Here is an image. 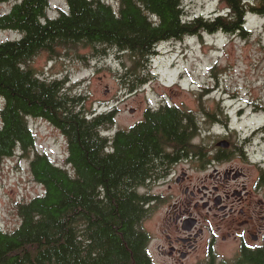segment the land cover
Returning a JSON list of instances; mask_svg holds the SVG:
<instances>
[{
    "label": "trees",
    "instance_id": "trees-1",
    "mask_svg": "<svg viewBox=\"0 0 264 264\" xmlns=\"http://www.w3.org/2000/svg\"><path fill=\"white\" fill-rule=\"evenodd\" d=\"M63 1L66 9L55 17L47 14L50 0H12L0 14V31L21 33L0 40V159L19 150L43 187L42 195L17 204L15 229L0 226V264H154L143 226L148 196L139 188L189 149L198 135L193 112L149 106L129 128L108 134L115 106L84 109L65 79L40 76L29 62L39 52L53 58L75 46L95 56L116 51L129 57L120 77L138 89L160 43L205 32L245 38L246 15L264 14V0H220L222 10L211 16H188L183 0ZM31 118L64 136V164L33 149ZM234 264H264V246Z\"/></svg>",
    "mask_w": 264,
    "mask_h": 264
},
{
    "label": "rangeland",
    "instance_id": "rangeland-1",
    "mask_svg": "<svg viewBox=\"0 0 264 264\" xmlns=\"http://www.w3.org/2000/svg\"><path fill=\"white\" fill-rule=\"evenodd\" d=\"M11 5L12 0L0 1V14ZM64 5L63 0H50L48 16H57L58 8L66 9ZM223 6L220 0H183L188 16H211ZM245 26L250 31L245 38L205 32L160 43L147 66L148 79L136 91L130 89L127 77L125 82L120 77L129 57L116 51L95 56L87 46L60 48L58 57L39 52L29 65L40 76L65 79L67 88L84 98V109L103 112L115 106L108 134L129 128L141 119L146 107L168 103L193 112L198 122L197 138L206 144L219 137L234 141L251 136L250 130L264 120V110L254 107L264 104V14L248 13ZM20 37V32L0 31V40ZM29 126L35 137L33 149L46 152L58 165L64 164L67 146L61 132L41 119H29ZM257 137L255 142L261 140ZM42 194L43 187L30 171L29 158L18 150L0 159L3 230L12 231L19 225V202ZM143 226L150 233L155 230L151 220Z\"/></svg>",
    "mask_w": 264,
    "mask_h": 264
},
{
    "label": "flooded vegetation",
    "instance_id": "flooded-vegetation-1",
    "mask_svg": "<svg viewBox=\"0 0 264 264\" xmlns=\"http://www.w3.org/2000/svg\"><path fill=\"white\" fill-rule=\"evenodd\" d=\"M263 121L249 137L224 138L227 148L218 146L221 137L206 144L196 135L161 177L139 188L148 196L144 221L155 228L147 244L154 264H234L264 246Z\"/></svg>",
    "mask_w": 264,
    "mask_h": 264
},
{
    "label": "water",
    "instance_id": "water-1",
    "mask_svg": "<svg viewBox=\"0 0 264 264\" xmlns=\"http://www.w3.org/2000/svg\"><path fill=\"white\" fill-rule=\"evenodd\" d=\"M132 111H133V109L130 110V112H132ZM217 144L220 147L227 148L229 145V142L227 140H220V141H218Z\"/></svg>",
    "mask_w": 264,
    "mask_h": 264
}]
</instances>
